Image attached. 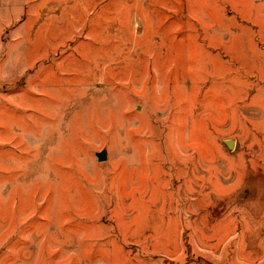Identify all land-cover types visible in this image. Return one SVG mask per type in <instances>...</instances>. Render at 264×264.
<instances>
[{"label":"rangeland","instance_id":"rangeland-1","mask_svg":"<svg viewBox=\"0 0 264 264\" xmlns=\"http://www.w3.org/2000/svg\"><path fill=\"white\" fill-rule=\"evenodd\" d=\"M0 264H264V0H0Z\"/></svg>","mask_w":264,"mask_h":264},{"label":"water","instance_id":"water-1","mask_svg":"<svg viewBox=\"0 0 264 264\" xmlns=\"http://www.w3.org/2000/svg\"><path fill=\"white\" fill-rule=\"evenodd\" d=\"M226 143H227V145H228L229 148H233V146H234V141H232V140H227Z\"/></svg>","mask_w":264,"mask_h":264}]
</instances>
